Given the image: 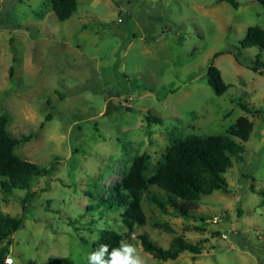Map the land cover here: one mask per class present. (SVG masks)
I'll return each instance as SVG.
<instances>
[{
	"label": "rangeland",
	"instance_id": "1",
	"mask_svg": "<svg viewBox=\"0 0 264 264\" xmlns=\"http://www.w3.org/2000/svg\"><path fill=\"white\" fill-rule=\"evenodd\" d=\"M236 1L79 0L59 20L50 0H0V115L9 116L13 135H33L18 154L53 168L34 182L39 193L11 236L14 264L63 256L89 264L101 228H129L120 210L102 215L87 207L121 181L136 156L150 155L152 174L176 139L228 134L242 115L254 130L243 160L234 156L225 172L229 191L202 195L197 219L165 213L145 194L147 222L125 240L143 264H264V68H252L264 48H247L238 59L232 52L248 27H264V5ZM212 64L229 85L223 95L207 81ZM25 194L0 188V211L21 215ZM142 233L164 248L176 235L204 239L203 250L196 260L185 251L163 261L144 250Z\"/></svg>",
	"mask_w": 264,
	"mask_h": 264
},
{
	"label": "trees",
	"instance_id": "2",
	"mask_svg": "<svg viewBox=\"0 0 264 264\" xmlns=\"http://www.w3.org/2000/svg\"><path fill=\"white\" fill-rule=\"evenodd\" d=\"M229 1L233 5L238 4L236 0ZM258 1L264 5V0ZM50 4L59 20H67L78 10L79 0H50ZM252 47L264 48V27L261 25L248 27L240 46L235 47L232 52L238 59L243 56L245 49ZM221 53L216 52L215 56ZM252 64L254 70L262 73L264 60L259 55ZM13 76L14 67L11 66L10 77ZM207 81L218 95H223L229 88L221 70L213 64L208 69ZM242 106L253 113L262 112L259 109L253 111L247 103ZM9 121L8 115H0V188L9 194H13L16 189L25 190L26 194L22 198L24 211L18 217L0 211V264H4L9 253L12 234L23 226L28 206L39 193L33 190L34 182L53 171L52 166H41L18 154L17 147L29 141L33 135H13L8 130ZM253 130L252 120L242 115L228 134L192 133L176 139L166 148L152 174L149 173L150 155L144 152L136 156L121 181L104 191L94 205L87 207V210H98L102 215L107 211L120 210L121 220L129 228L126 234L110 227L101 228L98 238L92 242L93 252L103 244H108L111 252L121 242L127 243L125 235L130 236L134 227L146 224L142 204L145 194H149V199L165 213L170 212L187 219L202 218V215L196 213V201L215 190L229 191L225 172L232 166L234 156L243 160L244 142L249 139ZM153 188H158L163 193L159 194ZM252 189L256 191L254 186ZM86 192L93 195L91 191ZM258 192L264 196V190ZM139 238L145 251L163 261L175 260L185 251L191 252L196 260L202 253L204 242L201 239L193 243L185 239L184 235H176L171 240L170 247L164 248L152 240L148 233L140 234ZM48 264L78 263L63 256L49 258Z\"/></svg>",
	"mask_w": 264,
	"mask_h": 264
},
{
	"label": "clouds",
	"instance_id": "3",
	"mask_svg": "<svg viewBox=\"0 0 264 264\" xmlns=\"http://www.w3.org/2000/svg\"><path fill=\"white\" fill-rule=\"evenodd\" d=\"M88 260L89 264H143L137 248L131 243L124 242H121L119 247L113 248L111 252L109 245L103 244L89 255ZM4 264H14L13 257L8 256Z\"/></svg>",
	"mask_w": 264,
	"mask_h": 264
},
{
	"label": "water",
	"instance_id": "4",
	"mask_svg": "<svg viewBox=\"0 0 264 264\" xmlns=\"http://www.w3.org/2000/svg\"><path fill=\"white\" fill-rule=\"evenodd\" d=\"M133 235H134V233L131 232L129 238H131ZM221 241H222L221 243H222L223 245L225 244V242L227 243V240H226L225 238H222Z\"/></svg>",
	"mask_w": 264,
	"mask_h": 264
},
{
	"label": "crops",
	"instance_id": "5",
	"mask_svg": "<svg viewBox=\"0 0 264 264\" xmlns=\"http://www.w3.org/2000/svg\"><path fill=\"white\" fill-rule=\"evenodd\" d=\"M9 71H10V68H9ZM14 75H15V71H14Z\"/></svg>",
	"mask_w": 264,
	"mask_h": 264
}]
</instances>
